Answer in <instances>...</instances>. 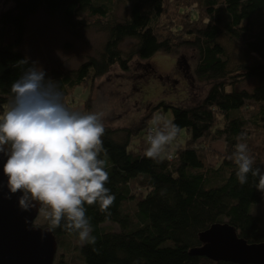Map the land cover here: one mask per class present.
Returning <instances> with one entry per match:
<instances>
[{
    "label": "trees",
    "instance_id": "trees-1",
    "mask_svg": "<svg viewBox=\"0 0 264 264\" xmlns=\"http://www.w3.org/2000/svg\"><path fill=\"white\" fill-rule=\"evenodd\" d=\"M119 3L125 6L120 20L115 16ZM39 11L56 16L75 35L89 28L106 34L102 50L77 69L62 73L57 64L44 71L46 80L59 84L72 111L67 98L74 89L88 85L91 90L114 66L126 72L134 58L170 55L181 46L195 51L194 75L209 84L194 106L159 103L151 109L152 114L160 106L170 109V121L185 131V142L178 135L170 148L175 149L173 161L145 155L151 113L140 127L115 128L104 116L107 155L101 158L109 173L105 187L115 196L111 215L106 221L97 204L85 205L94 245H81L62 228L51 230L58 248L53 264H75V256L82 264H231L189 254L200 246V232L224 222L248 243H264V193L256 190L250 174L241 185L229 159L243 134L253 167L264 169V138L257 136L264 135V0H10L6 6L0 1V111L10 99L12 83L33 66L18 47L25 23ZM166 19H176L177 25L168 29ZM172 33L183 38L177 41ZM126 39H134L136 47L125 56L120 45ZM223 40L238 50L239 61L232 60ZM25 59L28 64L20 66ZM248 79L256 80L252 90L236 88ZM89 98L77 112H95ZM105 223L118 230L106 229ZM40 226L48 227L47 221Z\"/></svg>",
    "mask_w": 264,
    "mask_h": 264
},
{
    "label": "clouds",
    "instance_id": "clouds-1",
    "mask_svg": "<svg viewBox=\"0 0 264 264\" xmlns=\"http://www.w3.org/2000/svg\"><path fill=\"white\" fill-rule=\"evenodd\" d=\"M18 64L27 65L28 60ZM45 75L33 64L11 85L10 99L0 111V154L6 157L3 173L10 193H22V210L36 209L50 231L62 228L75 234L81 245H94L96 237L85 205L97 204L107 221L115 201L105 187L109 173L107 160L101 158L102 153L107 155L102 140L104 113L70 110L59 84ZM152 124L146 157L171 158L170 148L181 129L163 117L154 118ZM236 139L229 159L237 166L239 183L245 184L250 174L256 190L264 193V169L253 167L243 134Z\"/></svg>",
    "mask_w": 264,
    "mask_h": 264
},
{
    "label": "rangeland",
    "instance_id": "rangeland-1",
    "mask_svg": "<svg viewBox=\"0 0 264 264\" xmlns=\"http://www.w3.org/2000/svg\"><path fill=\"white\" fill-rule=\"evenodd\" d=\"M0 1L5 6L10 3V0ZM124 7V4L119 3L115 8L118 20L124 16ZM174 11L175 8L170 10L171 17ZM164 22L168 29L177 25L176 19H166ZM176 36L179 37L177 41L183 38L182 33L171 35ZM105 41L106 34L98 28H89L75 35L56 16L39 11L25 23L24 37L18 51L43 71L60 64L62 73H66L77 69L90 56H97ZM222 43L226 45L232 60L239 61L238 50L226 40ZM135 47L134 39H126L120 45L125 56ZM195 65V51L185 46H181L170 55L159 52L144 61L134 58L128 65V71L122 72L117 66L112 67L108 74L92 85L91 90L90 88L88 90V85L82 86V89H74L67 102L74 108L73 111L81 110L79 106L90 95L89 105L95 111L104 113L109 126L140 127L141 119L149 117L147 115L152 112L151 109L159 103L191 107L202 100L209 84L198 82L194 75ZM255 83L254 79L242 80L236 88L250 91ZM150 115L148 125L152 127L154 118L163 117L169 121L172 118L171 110L164 111L161 106L160 111ZM179 135H182L180 142H185V131H181ZM257 136L260 140L264 138L263 134L257 133ZM137 143L139 144V141L134 142V145L137 146ZM217 146L218 143L215 144V148ZM215 161L211 159L210 162L214 165ZM131 208L132 206L130 210ZM262 208L263 206L258 208V211H261L259 214L262 213ZM44 220L45 218L38 213L34 224L40 226ZM103 226L108 230H118L117 226L111 223H105ZM74 261L75 264H82L76 256Z\"/></svg>",
    "mask_w": 264,
    "mask_h": 264
},
{
    "label": "water",
    "instance_id": "water-1",
    "mask_svg": "<svg viewBox=\"0 0 264 264\" xmlns=\"http://www.w3.org/2000/svg\"><path fill=\"white\" fill-rule=\"evenodd\" d=\"M0 154V264H53L57 241L48 227L37 226L36 209L19 206L22 193H10ZM199 247L190 255L214 262L264 264V243H248L228 223H215L198 234Z\"/></svg>",
    "mask_w": 264,
    "mask_h": 264
},
{
    "label": "built area",
    "instance_id": "built-area-1",
    "mask_svg": "<svg viewBox=\"0 0 264 264\" xmlns=\"http://www.w3.org/2000/svg\"><path fill=\"white\" fill-rule=\"evenodd\" d=\"M152 127H149L146 129L145 131V140H146V137H147V134L149 132V129H151ZM170 155H171V158H168L169 161H173L174 158H175V150H170Z\"/></svg>",
    "mask_w": 264,
    "mask_h": 264
}]
</instances>
